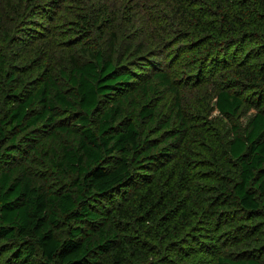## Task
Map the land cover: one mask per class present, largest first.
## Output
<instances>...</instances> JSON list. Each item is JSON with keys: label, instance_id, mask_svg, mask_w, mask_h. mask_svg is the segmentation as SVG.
I'll return each mask as SVG.
<instances>
[{"label": "trees", "instance_id": "trees-1", "mask_svg": "<svg viewBox=\"0 0 264 264\" xmlns=\"http://www.w3.org/2000/svg\"><path fill=\"white\" fill-rule=\"evenodd\" d=\"M186 1L170 0L179 44L226 64L234 81L260 87L254 95L264 103V62H256L264 56V0H212L214 10ZM99 2L79 7L71 30L87 41L101 30L107 53H87L86 62L71 58L69 71L44 68L28 81L14 71L34 49L21 43L52 21L58 0H1L0 264H163L150 226L170 240V250L177 222L168 219L180 210L176 216L189 220L195 203L215 221L239 208L235 222L244 214L255 219L236 228L264 231V107L246 127L235 123L253 90L243 97L221 88L215 107L229 130H196L168 73L135 81L122 59L135 58L143 45L119 47L114 28L102 31L107 18H125L126 8L114 14ZM5 12L15 17L14 29ZM238 40L253 41L248 52L259 54L228 58ZM169 95L174 103L165 114L160 104ZM198 176L212 193L202 194ZM243 245L239 259L219 256L213 264H264V235ZM173 260L196 264L183 254Z\"/></svg>", "mask_w": 264, "mask_h": 264}, {"label": "rangeland", "instance_id": "rangeland-1", "mask_svg": "<svg viewBox=\"0 0 264 264\" xmlns=\"http://www.w3.org/2000/svg\"><path fill=\"white\" fill-rule=\"evenodd\" d=\"M12 3L19 5L20 0H11ZM61 3L51 10L53 15L52 21H46L41 24V28H37L38 32L31 34V37H25L23 46L29 47L26 58L15 63V72L18 75L23 74L28 81L34 80L42 75L44 68H49L55 74H59L61 70L69 71L71 68V58H76L80 62L88 60L87 53L96 52L98 50L108 51V38H101L98 30L95 31L94 37L89 41L82 36L77 35L73 30L75 15L79 13V7L88 6L90 3L103 4L109 7V10L116 14L120 9L126 8L125 18L121 21L114 22L112 17L107 18V27H102V31L112 27L117 31L120 38V46L126 45L137 46L143 45V49L134 56L123 57L122 60L128 62L135 73V77L141 85L147 78L151 77L156 72H166L169 74L174 85L179 88L183 106L189 116L193 117V123L196 130L207 131L214 134L222 133L229 130L227 119L221 118L215 107V94L221 88H230L241 94L243 97L250 95L253 90V96L245 104L240 116L235 120L236 125L242 128L247 126L250 119L258 112L259 108L264 107V103L257 101V93L261 90L257 86H248L242 80L234 81L233 75L228 70L224 63H217L211 60V57H204L205 54L199 52H190L191 46L186 43L179 44L180 38L178 31L181 30L173 24V15L171 14L170 0H60ZM186 1V0H184ZM206 9H216L215 3L220 2L225 5V2L235 5V0H196ZM127 2V3H126ZM1 3V0H0ZM125 4V6H123ZM188 5V1H186ZM84 5V6H83ZM6 7L1 4L0 8ZM6 13V12H5ZM121 13V12H120ZM5 23L8 27L15 28L16 21L13 14L6 13ZM124 15V14H123ZM34 23V22H33ZM45 27L43 28V26ZM181 28L185 25L180 22ZM101 29V27H100ZM250 38V36H249ZM254 40V39H253ZM183 42V41H182ZM253 41L238 40V43L229 50L228 58L238 56L240 59L245 56V53L256 56L259 53L255 51L248 52L252 47ZM159 45V46H157ZM44 51V53H40ZM46 51V52H45ZM20 59V58H19ZM18 59V60H19ZM22 59V58H21ZM206 64H204V62ZM225 63L226 60L224 59ZM255 62V60H253ZM257 63L264 62V56H261ZM230 64V63H228ZM264 69V65H262ZM21 76V75H20ZM30 77V78H29ZM251 92V93H252ZM255 93V95H254ZM159 102V100H157ZM166 103H168L166 105ZM174 103L173 97L169 98L160 104V109L164 110L165 114L169 111L170 106ZM206 108L208 111L203 112L205 115L201 118H196L194 115L198 111ZM207 129V130H205ZM34 170L33 172H37ZM213 177L215 175L211 174ZM204 196L212 193L211 188L207 184H203L201 177L194 181ZM195 203L193 209L189 213V220L183 221L177 217L179 211L168 220L172 224L176 220V229H170L174 237L171 249L167 246L170 240L161 238L152 229L155 226H150V233L155 234L150 242L155 243L154 252H158L163 264H180L177 261L173 262L175 254H183L189 257L196 264H213L219 256L239 259L247 250L244 245H253L256 243L258 234L264 235V231L246 233L242 226L236 228L235 225L247 223L252 218L251 215L244 214L243 218L235 222L242 215L239 208L236 212H222L218 220H211V217H204V210L197 207ZM255 219V218H252ZM258 219L254 220L253 223ZM168 222V221H167ZM139 238L141 237L135 236ZM261 239V238H259ZM170 256L171 260H170ZM242 257V256H241ZM40 257L38 258V260ZM34 264V263H33Z\"/></svg>", "mask_w": 264, "mask_h": 264}]
</instances>
